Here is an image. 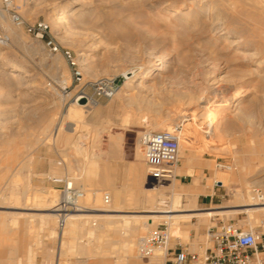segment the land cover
<instances>
[{"label":"rangeland","instance_id":"374dc122","mask_svg":"<svg viewBox=\"0 0 264 264\" xmlns=\"http://www.w3.org/2000/svg\"><path fill=\"white\" fill-rule=\"evenodd\" d=\"M165 1H173V6L158 9ZM186 1L14 0L25 21L48 22L54 41L76 57L82 77L76 80L71 76L61 54H48L22 28L7 19L5 24L1 22V29L9 36L6 44H0L1 261L16 258L17 264H55L56 261L59 264H160L159 257L143 259L136 254L138 239L149 229L143 217V220L140 217L131 220L128 225L119 217L84 218L76 222L78 226L67 227L62 233L56 230V219L22 213L45 212L29 208L40 203L42 191L58 198L56 185L45 179L46 174H53L68 177L76 186L88 189H82L88 193L93 190L94 207L105 210L92 213L145 214L131 212L148 209L154 203L144 195L145 188L155 182L148 176L140 138L151 131L171 130L180 121L176 114L170 113L169 123L164 127L154 124L155 120L165 118V111L170 108H185L182 117L185 120L180 123L182 131L178 134L179 156L189 153L196 166L192 177L181 173L179 178L174 174L170 180L156 181L155 194H162L169 203L176 197L172 203L174 209H195L175 214L246 205L253 194L257 202L262 201L264 78L250 71L254 63L248 56L254 48L231 50L204 30L193 32L188 38L174 33L170 22L180 17L169 16L177 5L181 3L178 7L181 12L195 8V2L189 5ZM79 12L82 19L77 21L73 17ZM57 16H64V21H58ZM14 32L19 33L17 38ZM260 54L264 55V49ZM2 61L13 65L16 72L8 74L12 72L1 68ZM149 67L152 71L145 75L143 84L126 91L121 74L129 69L140 72ZM60 71L66 76V91L61 89ZM101 78L113 80L115 92L111 97L96 93L92 83ZM213 79L216 83L210 84ZM80 90L88 95L86 107L74 102L73 97ZM126 92L132 97L126 96ZM229 93L234 94H231L234 100L219 123V108H215L217 112L210 110L203 119L194 116V112L201 111L195 97L218 101ZM236 101L238 104L234 106ZM78 107L85 109L81 111ZM192 108L194 112L190 111ZM59 119L62 130L53 137L52 130ZM48 120L51 125L43 131ZM211 125L215 130H223L222 136L207 135L205 131ZM73 128L77 134L83 133L81 139L73 138ZM111 133L121 136L116 147L109 144ZM183 139L189 144L185 145ZM180 164L179 160L173 170ZM217 164L228 165L230 169ZM33 194L38 197L33 198ZM105 194L110 197L108 203H104ZM242 207L253 206L233 208ZM13 213L24 216L17 215L15 220L11 217ZM248 213L176 216L168 224L160 221L156 225H165L171 236H178L190 250L200 252L208 245L206 229L219 220H233L242 226L257 225L264 220V211ZM49 229L54 232L50 234ZM171 229L175 230L173 234ZM60 241L62 252L58 259L55 256ZM32 253V259L27 261Z\"/></svg>","mask_w":264,"mask_h":264},{"label":"bare ground","instance_id":"6f19581e","mask_svg":"<svg viewBox=\"0 0 264 264\" xmlns=\"http://www.w3.org/2000/svg\"><path fill=\"white\" fill-rule=\"evenodd\" d=\"M182 1L183 0H181V2ZM192 2L193 3L197 2L196 4L194 3L195 8L193 10H191L189 8L186 12L185 11L181 12V10L179 11L178 7L181 4L180 3V4L177 5V9L170 14L169 18H171L172 16H176V17L178 16V19H179V17H180L179 20L177 19L178 21H176L174 23L170 22V24L173 25L174 33H176L178 35H181L182 37L188 38L191 35V33L199 31V30H204V32L207 35H209V37H213L216 41L224 42V45L226 47L230 48L231 50L244 51V50H249L251 48H254L253 53L250 52L249 54H251V55L248 56V60L250 62L254 63V68L250 69V71L257 73V75L260 78H264V69H261V67L264 66V55L260 54V51L262 49H264V48H262V47H264V0H187L186 4L190 5ZM13 3H15L14 0H13ZM172 6H173V1H165L164 3H162L158 7V9L167 10V9H169V7H172ZM179 12H181V13L179 14ZM56 19L58 21H64V16H57ZM73 19H76L77 21H80L82 19V14L79 12L77 15H75L73 17ZM1 22L3 24L6 23V18L4 16L1 17ZM14 34H15L14 37H16V38L19 36V33H17V32H14ZM1 68H9L10 72H12V73H8L10 75H13L14 72H16V69L13 68V65H11L10 63H8L6 61H2ZM129 70H128V72L126 71V73H122L121 74L124 77V79H125L123 84H124V87H125L126 91H131L136 86H139V85L143 84V80H144L145 75L152 71V67L146 68V69H144V70H142L140 72H133L132 70H130V71ZM259 70L262 71L261 74H260V72L258 73ZM123 71L124 70H122L121 72H123ZM58 77L60 78L62 83H66L67 82V80L65 79L66 76L64 77V74H63L62 71L59 72ZM220 82H221V80H220ZM213 83H216V81H214V79L210 82V84H213ZM153 86H154V84H153ZM51 89H52L53 93L56 92V89H54V88H51ZM231 94H233V93H231ZM231 94L230 93H229V95L227 94L226 97H222V98L218 99V101L216 99L214 100V98H212V100L209 99L210 101L207 100L206 98H204V99H206V100H204L203 96L202 97L201 96H197V97H195L196 98L195 102H197V105L200 107L199 109L201 111L199 113L198 112H194L193 108L190 109V111L194 112V116L195 117L197 116L198 118H202L206 113L210 112V110L216 111L215 108H219L220 111H221L220 115L218 116V119H217V123H219L221 120H223L222 118H225L224 116L228 112L229 103H232L233 100H234V96H233L234 94L233 95H231ZM125 95L129 96L130 93L126 92ZM129 97H132V95H130ZM73 99H74V102L76 104H78V105L85 106V104L87 103V97L83 93H81L80 91L77 92L74 95ZM133 99H134V97H133ZM238 101L234 102L235 103L234 106H236L238 104ZM153 105H154V103H153ZM72 107H73V109L76 108V106H74V104H73ZM85 107H78V108L80 110L81 109L83 110V108L85 109ZM144 107L146 108V106H144ZM155 109H156V107H155ZM184 109H182V107L181 108L175 107V108H172V109L170 108L169 110L165 111L166 112L165 114L167 116L165 118L161 117V119L155 120L154 124L158 125V126H162V127L166 126L169 123L167 121L169 119L168 117H170L172 115V113H173L174 115L176 114V115H178V117H180V121L177 123L179 125L182 122V120H185L184 118L182 119V117H184V114H185ZM163 111H164V109H163ZM214 111L212 113H214ZM77 113H80V112L78 111ZM130 113H132V112H130ZM170 113H171V115H170ZM68 114H67V116H68ZM210 116H211V114H210ZM215 116H216V114H215ZM49 119H51V118H49ZM62 119H59L57 121L56 125L53 128V130H52L53 137L58 136L60 134V131L62 130V128L61 129L59 128V124H60L59 121H61ZM195 121L196 120H194V122ZM46 122L47 123L45 124V126L43 128L44 129L43 131H45V128L47 130V128H49L48 126L51 125V123H50L51 121L49 122V120H48ZM83 123L85 124V121ZM61 124L63 125V122ZM84 124H83V127H84ZM195 124H197V123H195ZM210 124H212V123H210ZM158 126H157V128H158ZM68 129H71V128L68 127ZM77 130H79V129H77ZM72 131H73L72 132L73 133V138L75 137L76 139H78L80 137V139H81V136L83 135V133L80 132V134H77V131H75L74 128L72 129ZM181 131L182 130L180 129L179 132H178L179 135L181 134ZM223 132H224L223 130H217V129L215 130V127L212 126V125L209 126V128L205 131V133L207 135L210 134V136H211V134H212L215 138H218L219 136H222ZM78 133H79V131H78ZM147 134L148 133L144 134V136H142L140 138V140L143 139ZM109 135H110L109 136V144H110V146L116 147L117 143L121 140V136L119 135V133H116V134H112L111 133ZM182 142H184L185 145L189 144V142L184 140V139H183ZM93 147H95V146H93ZM90 162L93 164L92 161H90ZM87 164L89 165L90 163L87 161ZM88 165H87V171H89V173H90L91 170H90V168H88ZM175 166H176V164H175ZM187 172L190 173L191 170L190 169H180V170L175 169V170H173V176L172 177H174V174H181V173H186L187 174ZM68 180H70V179H68ZM216 182H218V181H216ZM157 187H158L157 182L151 184L149 187H146V188L144 187L145 188V194L144 195L146 196L147 200L150 201V203L154 202L155 205H153L154 203H152L151 206L148 209H144V210H140V211H131V212H144L145 214H113V215L112 214L109 215V213H107L108 215L107 214L104 215V213H102V214L95 213L96 211L104 212L105 209H102V208H99V207H94L93 201H95L96 198H95L93 190H92V192L89 190L91 193L90 192L88 193V191L87 192L84 191V190H88V189L82 188V189H84L83 190V197L81 199V206L82 207L77 209V210H73V211H70V212L67 213V219H66L65 226L63 228L62 233L65 231V229H67V227H76V226H78L77 223H76L77 221H79L81 219H84V218H90V217H98V218L100 216H104V217H119L127 225H128V223L130 224L131 220L134 221L135 219H138V217H140V219L143 217L145 219L144 223L146 222L147 226L150 228V227H155L156 224L158 222H160V221H163V222H166V223H167V221L168 222H172L173 221L172 218L175 219L176 216H179L177 218H180V216L191 217V216H201L203 214L208 216V215L224 213V212L225 213H229V212H243V211L245 212L246 211V212H249V213L250 212L253 213V212L264 211V198L261 199L262 201L257 202V200H255V196H253L254 195L253 194V195H249V201L250 202L248 201V203L246 205H240V204L239 205H233V207H235V206H253V207L233 208L230 205V209H224V210L219 209V210H207V211H203V212H191V213H185V214H183V213L175 214L174 212L194 211L195 209H193V208H190V209H174L173 208L174 204H172V203H173V201L176 200V197H174V199L171 200L172 202L169 203L168 201H166L167 198H164L162 194H155V190L157 189ZM42 192H43V194L39 195L40 203H38V204L36 203V204L32 205L33 207H29V208H34V209L40 210V211L44 210L45 212H39V213H36V214H30V213L27 212V213H22V214H29L28 215L29 217H33L34 215H37L41 219H45V220L46 219H49V220L57 219V214L54 212V209H53V205H54V202L56 201V199H55L56 197L54 198L53 195L51 196V194H49V195H47V193L44 194L45 191H42ZM36 197H38V196L33 194V198H36ZM31 200H32V198H31ZM34 200H36V199H34ZM168 203L170 205H168ZM26 208H28V207H26ZM92 211H95V212L92 213ZM22 214L21 213H13L11 215V217L13 216V218L16 220L17 217L15 218V216L22 215ZM22 216H24V215H22ZM143 218H142V220H143ZM169 220H172V221H169ZM258 221H259V219H258ZM108 222H106V220H105V223L108 224ZM261 222H264V220H262ZM110 223L111 222H109V224ZM134 226L135 225H133V227ZM142 228H143V226H142ZM174 231L175 230H172V234H173ZM49 232L51 234L54 231L52 229H49ZM170 233H171V231H170ZM59 236H61V235H59ZM61 252H62V248H61V241H60V248L56 252L58 254V256H55V257L58 258L59 255L61 254ZM159 254H160V252L158 250H156L155 253H154V256L151 257V259L155 258V257L161 258L159 256ZM32 257H33V253L31 254V257L27 261H30L32 259ZM154 261H156V260H154ZM17 263H18V261H17L16 258L14 259V261L13 260H7V261H3V260L1 261L0 260V264H17ZM42 264H48V263H42ZM55 264H59V262L56 261Z\"/></svg>","mask_w":264,"mask_h":264},{"label":"built area","instance_id":"2783aa9c","mask_svg":"<svg viewBox=\"0 0 264 264\" xmlns=\"http://www.w3.org/2000/svg\"><path fill=\"white\" fill-rule=\"evenodd\" d=\"M4 16L12 25L22 28L29 36L39 41L48 54H61L71 69V76L79 80L82 77L76 57L68 49L62 50L54 41L48 22L36 19L25 21L13 0H0V24ZM9 36L0 27V44H6ZM96 93L111 97L115 92L113 80L101 78L93 83ZM66 91L65 83L61 86ZM88 96L83 90H80ZM181 124L171 130L151 131L140 140V150L151 181H166L173 176V167L179 161V135ZM58 165L61 162H57ZM229 170L230 166L217 164ZM45 179L56 185L59 191L53 209L57 214L56 230L62 232L67 213L81 208L83 190L68 180L66 176L46 174ZM216 184L220 182H215ZM110 197L104 195L105 203ZM208 245L202 251L190 250L188 244L171 236L167 227L158 224L147 229L136 244V254L150 259L156 250H160V264H264V222L257 225L242 226L233 220H219L206 229Z\"/></svg>","mask_w":264,"mask_h":264},{"label":"crops","instance_id":"0c3cea01","mask_svg":"<svg viewBox=\"0 0 264 264\" xmlns=\"http://www.w3.org/2000/svg\"><path fill=\"white\" fill-rule=\"evenodd\" d=\"M179 160L181 161V164L180 165H177V169L178 170H180V169H190L191 170L190 173L187 172V174L186 173H184V174L186 176L192 177V175L194 173V167L196 165H195V162L193 161V158L191 157V155L189 153H184V154H182V157L181 158L179 156ZM180 175L181 174H177V177L179 178ZM192 182H194V181H192Z\"/></svg>","mask_w":264,"mask_h":264}]
</instances>
